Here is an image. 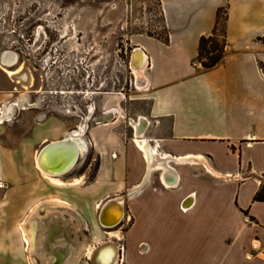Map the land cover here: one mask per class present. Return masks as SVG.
<instances>
[{"label": "crops", "instance_id": "obj_1", "mask_svg": "<svg viewBox=\"0 0 264 264\" xmlns=\"http://www.w3.org/2000/svg\"><path fill=\"white\" fill-rule=\"evenodd\" d=\"M159 7L165 37L130 38L128 60L139 48L143 67L132 69L116 108L87 123L83 163L89 155L97 161L90 181L85 170L58 185L37 167L39 151L70 132L61 118L36 116L15 149H0V180L20 182L8 192L16 190L15 199L0 203V264H90L87 249L105 242L120 248L116 264H264V202L254 201L264 182V0H159ZM221 9L225 55L203 69L199 42ZM14 96L1 90L0 108ZM13 109L0 137L21 108ZM29 152L31 172L23 168ZM113 198L125 217L104 228L98 212Z\"/></svg>", "mask_w": 264, "mask_h": 264}, {"label": "rangeland", "instance_id": "obj_2", "mask_svg": "<svg viewBox=\"0 0 264 264\" xmlns=\"http://www.w3.org/2000/svg\"><path fill=\"white\" fill-rule=\"evenodd\" d=\"M139 34L165 37L159 0H0V56L16 54L18 61L10 70H19L10 77L0 68V91L14 90L12 103L25 99L24 106L17 108L32 106L31 111H17L1 134L0 149H15L36 116L61 118L70 131L83 118L89 126L101 122L105 109L116 108L121 93L129 92L133 73L127 66L128 43ZM120 114L127 117L128 113L123 109ZM29 153L23 168L31 172L35 165ZM7 163L8 167L15 164ZM14 167L20 168V164ZM96 167L97 161L89 155L85 164L60 179L68 182L87 170L88 182ZM0 182V203L15 199L16 190L8 192L20 182L5 177ZM26 201L20 199V207ZM8 211L5 208L3 215L7 217ZM40 212L47 215V211ZM119 238L114 240L122 245L124 238Z\"/></svg>", "mask_w": 264, "mask_h": 264}, {"label": "water", "instance_id": "obj_3", "mask_svg": "<svg viewBox=\"0 0 264 264\" xmlns=\"http://www.w3.org/2000/svg\"><path fill=\"white\" fill-rule=\"evenodd\" d=\"M144 65L143 51L139 48L133 51L130 67L131 69H141ZM81 124V123H80ZM88 125L77 131L76 140H73L66 134L64 137L56 142L46 144L40 151L41 164L45 172L50 173L57 177H62L70 173L75 167L81 165L85 160L88 152V141L84 137L85 130ZM86 143L87 150H81L79 144L80 139ZM120 208V213L116 220H109L108 215L114 209ZM123 213V217H121ZM125 207L122 201L118 198H113L105 202L100 214L99 223L104 228H114L118 226L125 217ZM118 255L117 245L112 242H105L95 248L92 253L90 264H114Z\"/></svg>", "mask_w": 264, "mask_h": 264}, {"label": "bare ground", "instance_id": "obj_4", "mask_svg": "<svg viewBox=\"0 0 264 264\" xmlns=\"http://www.w3.org/2000/svg\"><path fill=\"white\" fill-rule=\"evenodd\" d=\"M143 60H144V55H143ZM18 61V56L14 53H7V52H4L2 53V55L0 56V68L6 72L10 77L11 76H14L16 75L19 71H12L10 70L14 65H16ZM8 68V69H6ZM134 71H136L135 69H133ZM25 99H18L16 101H14L13 103H11L12 105L11 106H7L5 107V109L3 108H0V123L8 120V118L11 116V113L14 111V106L16 107H23L24 106V102ZM90 111L92 112L93 110V107H90ZM86 126V123L84 124ZM83 128V126L81 127ZM68 135L73 139V140H76L77 137H75L77 135V130H72L68 133ZM67 135V136H68ZM78 140V139H77ZM80 148L81 150H86V143L83 141V139L81 138L80 140ZM41 151V150H40ZM40 151L39 153L37 154L36 156V164H37V167L43 172V174L49 179L51 180L52 182L58 184V185H63V182L60 180V177H57V176H54L50 173H47L45 172V170L43 169L42 167V164H41V155H40ZM73 182V181H72ZM78 180H75L74 183H77L78 184ZM60 204V203H59ZM61 205V204H60ZM103 207V206H102ZM102 207L100 208V211L102 209ZM100 211H99V214H100ZM120 208L116 207L114 209V211H112L109 215H108V219L109 220H116L118 215L121 214L120 212ZM99 217V215H98ZM121 217H123V213L121 215ZM28 225H29V220H27L25 222V224L22 226V229H23V233H24V242L26 244V249H27V252H31V236L29 235L28 233ZM100 245V244H98ZM94 246V247H89L87 249V255H88V260L90 262V259H91V256H92V253L93 251L95 250V248L98 246ZM117 250H118V255H117V258H116V261L114 262V264H116L118 262V258H120V248L117 247Z\"/></svg>", "mask_w": 264, "mask_h": 264}, {"label": "trees", "instance_id": "obj_5", "mask_svg": "<svg viewBox=\"0 0 264 264\" xmlns=\"http://www.w3.org/2000/svg\"><path fill=\"white\" fill-rule=\"evenodd\" d=\"M225 18L223 9L219 10L213 33L209 36L202 37L199 42L198 61L203 69L216 67L225 55L226 44L222 38ZM254 201L264 202V182L256 193Z\"/></svg>", "mask_w": 264, "mask_h": 264}, {"label": "built area", "instance_id": "obj_6", "mask_svg": "<svg viewBox=\"0 0 264 264\" xmlns=\"http://www.w3.org/2000/svg\"><path fill=\"white\" fill-rule=\"evenodd\" d=\"M128 62H127V66H128V68L130 69V71L133 73V70L131 69V67H130V61L129 60H127Z\"/></svg>", "mask_w": 264, "mask_h": 264}, {"label": "flooded vegetation", "instance_id": "obj_7", "mask_svg": "<svg viewBox=\"0 0 264 264\" xmlns=\"http://www.w3.org/2000/svg\"><path fill=\"white\" fill-rule=\"evenodd\" d=\"M19 71V70H18ZM91 112V111H90ZM94 113V108H93V110H92V112H91V114H93Z\"/></svg>", "mask_w": 264, "mask_h": 264}]
</instances>
